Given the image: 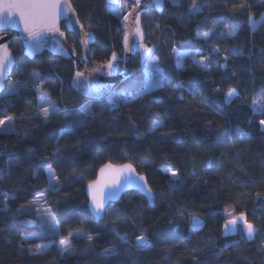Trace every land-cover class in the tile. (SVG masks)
<instances>
[{
    "label": "trees",
    "instance_id": "16d2710c",
    "mask_svg": "<svg viewBox=\"0 0 264 264\" xmlns=\"http://www.w3.org/2000/svg\"><path fill=\"white\" fill-rule=\"evenodd\" d=\"M70 2L84 30L94 34L93 61L121 56L123 17L110 10L109 0ZM192 3L165 0L162 14H143L146 42L155 49L149 61L160 69L158 87L145 92L134 85L149 62L140 67L134 57V73L115 88L132 96L115 109L111 95L89 101L71 89V62L46 53L28 60L21 44L11 42L15 65L0 95V119L14 116L9 132L0 126V264H264V111L253 109V101L264 102V0H195L198 11L190 12ZM208 31L207 39L198 35ZM66 38L79 55L76 37ZM180 52L209 67L188 56L177 66ZM230 89L238 95L229 103ZM38 93L59 111L41 116ZM157 115L162 123L149 131ZM105 165H131L153 199L127 193L95 220L86 187ZM49 166L57 190L49 189ZM40 193L43 210L32 203ZM227 211L243 213L255 226L251 240L241 229L224 236ZM193 214L201 221L196 229ZM46 227L58 231L52 240L37 239ZM69 233L63 256L59 241ZM141 235L147 244L137 241ZM39 241L50 247L34 255L30 246Z\"/></svg>",
    "mask_w": 264,
    "mask_h": 264
},
{
    "label": "water",
    "instance_id": "95a60500",
    "mask_svg": "<svg viewBox=\"0 0 264 264\" xmlns=\"http://www.w3.org/2000/svg\"><path fill=\"white\" fill-rule=\"evenodd\" d=\"M3 0H0L2 3ZM63 7L67 8V12H61V15L57 21L56 28L57 31L54 33L45 32L40 40L31 41L28 38L27 33L24 31L23 24L19 21L18 16H14L12 19L16 21L15 24H9L7 26L0 27V55H2V50L7 49L11 54L10 63L7 66V71L3 77V86L0 87V95L5 91L6 84L9 82L12 71L15 65V57L11 50L9 49L12 41L17 40L22 47L23 55L28 60H34L36 57L43 55L44 53L51 55L54 58H58L64 61H69L75 68V73L77 71L83 72L85 75L81 79L84 81L83 84L76 85L75 73L71 81V89L76 92L81 98L89 101H101L107 99L120 82L127 79L134 69L133 59L137 57L139 60V66L143 67L153 56L154 46H150L146 42V33L142 27V16L146 11L153 10L157 14H162L165 8V0H159L160 6H157V0H140V4L132 8L125 16H128V20L125 21L124 17L120 21V28L123 34L122 38V55L116 54V60L112 61V56L109 61H112L114 67L109 71L106 67L107 63L98 64L90 56V48L95 43L94 34L91 32H86L79 22L77 14L70 2V0H60ZM131 13V15H129ZM139 16V28L143 32L141 37L136 33L135 29L137 25L135 24L136 16ZM64 28V30H63ZM62 34V35H61ZM72 34L76 37L79 46L80 54L69 46L67 42L66 35ZM90 34V36H89ZM127 35L128 40L125 44L124 37ZM147 46L152 48V53L149 55L144 54V47ZM124 65V69L122 67ZM86 85H90L87 87ZM106 166V165H105ZM103 166L102 168H104ZM124 166V165H123ZM131 166V165H130ZM114 169H119L122 166H114ZM100 168L96 179L100 178ZM131 173L124 172L118 176L122 187L116 191L113 197L111 192V185L104 189L105 195V207L104 212L108 205L118 203L122 196L127 193H138L147 200L153 199V192L151 190L152 198L150 199L146 189H150L147 184V180L144 176L139 175L136 170ZM208 168V167H207ZM112 173L108 178L111 179L115 176ZM131 177L128 179L127 177ZM143 178L140 180L139 178ZM89 186V185H88ZM86 187V197L88 202V211L95 220L96 218L91 210V195L89 187ZM103 216V215H102Z\"/></svg>",
    "mask_w": 264,
    "mask_h": 264
},
{
    "label": "snow or ice",
    "instance_id": "6c2138e0",
    "mask_svg": "<svg viewBox=\"0 0 264 264\" xmlns=\"http://www.w3.org/2000/svg\"><path fill=\"white\" fill-rule=\"evenodd\" d=\"M140 4V0H136V6ZM157 6H160L159 0H157ZM247 5L241 4L239 5L240 8H244ZM67 12V8L63 7L60 3V0H3L2 3H0V27L7 26L9 24H15L16 21H14L12 18L14 16L19 17V21L24 26V31L27 33L29 40L35 41L40 40L43 37V33L45 32H51L54 33L57 31L56 24L57 21L61 15V12ZM190 12L198 11L197 4L195 3V0H193V3L191 5V8L189 9ZM131 15V13H129ZM124 20H128V16L124 17ZM139 16L137 15L135 18V24L137 25L135 31L138 33L141 37L143 36V32L139 28ZM255 28V24L253 25ZM211 31L204 32L202 34L198 33L199 36H202L204 39H207L211 35ZM62 35V34H61ZM90 36V34H89ZM128 37L127 35L124 37L125 44H127ZM152 48H149L147 46L144 47V54L147 56L150 53H152ZM175 51V49H173ZM216 52H219V49H215ZM2 55H0V87L3 86V77L7 71V66L10 63L11 54L7 51V49L2 50ZM187 53L178 54L176 64L177 66H180L182 63V55H186ZM235 55H243V53L237 51L235 52ZM157 59H159L157 57ZM227 57H225V60ZM116 60V54L113 53L112 55V61ZM112 61H109L106 65L107 69L111 71L114 67ZM202 68L206 69L209 67L208 64L201 62ZM225 67H227V64H225ZM157 72L160 71V69H156ZM84 73L77 71L75 73V81L74 83L76 85L83 84L84 81L81 79L84 77ZM33 76L35 78L39 77L38 72H34ZM159 83V81H157ZM87 87H90V85H86ZM238 93L235 89H230L226 96H227V102H231V98L234 96H237ZM40 100L42 102L47 101L48 106L41 107V112L45 119H47L50 115L54 114L55 112H58L59 109L56 107V105L50 101H48V97L44 93H40ZM120 101V99H114L113 105H117ZM253 109L254 110H260L264 111V105L259 104L256 101H253ZM81 110L83 111L84 108L81 106ZM14 119V116H7L5 119H0V126H5V121H12ZM161 120L159 119V116L157 115L156 122L153 124V129H149V131H153L159 124H161ZM261 125H264V120L260 121ZM264 130V129H262ZM243 134V133H241ZM205 167L211 166V160L204 162ZM134 171L130 165H124L119 169H114L112 165H106L104 168L100 170V178L96 181H92L89 183V191L91 195V210L96 218L102 217L104 214V207H105V195H104V189L108 188L109 185H111L112 189V196L114 197L116 194V191H118L122 185L120 183V180L118 179V176L120 174H123L124 172L131 173ZM164 171L169 172L170 175L175 178L178 176V172L176 170L171 169H165ZM50 181H49V189L50 190H57L55 181L58 180V178L55 176V170L49 166L48 168ZM115 173V176H112L111 179L108 177ZM130 179L131 177H127ZM140 180H143V178H139ZM147 194L149 198H152L151 189H146ZM44 193H40V196L43 197ZM4 199H9V196L7 194H4ZM32 203H36L34 200ZM183 213L181 212V215ZM228 219L224 223V229L226 234L230 232L236 231V225L238 221H243L244 230L246 231L247 237L251 239L253 235L256 233L257 229L255 226L248 222V220L244 217V214L241 213L240 215H234L232 212H228ZM192 221V227L195 228L198 225L201 224V221L198 216L195 214L191 217ZM77 235H81V233H77ZM72 238V233H69L68 238L61 239L59 241L60 246L62 248V252H69L70 249V241ZM87 239L91 240L92 236L88 235L86 237ZM24 239H28L25 237ZM137 241L140 244H143L146 241V237L141 235L137 237ZM23 244L19 245V247L23 248ZM50 247L48 244H36L34 246H30V250L32 254H42L44 251L47 250V248ZM112 249H105V252L111 251ZM85 251H91V249H86Z\"/></svg>",
    "mask_w": 264,
    "mask_h": 264
},
{
    "label": "rangeland",
    "instance_id": "374dc122",
    "mask_svg": "<svg viewBox=\"0 0 264 264\" xmlns=\"http://www.w3.org/2000/svg\"><path fill=\"white\" fill-rule=\"evenodd\" d=\"M109 2L111 4V9L110 10L112 12L118 14V16H121V17H124V15H126L132 8H134L136 6V3L133 0H109ZM258 24L259 23H257V26H258ZM183 53H185V52L175 53V59L177 60L178 54H183ZM186 53H187L186 55H182V59H184L186 56H188L193 61H195L197 63V65L199 67H201V68H202L201 62L202 63H206V64L208 62L206 60L196 59L194 57V54L190 55V53H188V52H186ZM122 67L124 69V65H122ZM156 69H157V67L155 65V62L153 60L149 61L148 64H146L144 66V68L142 69V71H141L142 72V77L136 78L135 82H133V83H135L134 85L135 86L137 85V88L142 86V88H144L145 92H149V91L157 88L158 87V82H157L158 81V79H157L158 72L156 71ZM202 69H204V68H202ZM133 73H131V74H133ZM131 88L133 89V87H131ZM131 96H132L131 91H129L125 87H121V88L115 89V91H113V94H111V98L109 99L110 100L111 109H115L117 107V105H115V106L113 105V100L114 99H120V101L126 102V101H128V99ZM48 101L52 102L49 98H48ZM38 102H39V106H40V114H41V116H43V114L41 112V107H42V105L45 106V107L48 106V103H47V101L42 102L40 100V93H38ZM261 104L264 105V102L261 103ZM10 129H11V121H6L5 122V126L2 127V131L9 132ZM46 173H47L48 181H50V176H49L48 169H47ZM41 198H43V197H40L38 200H36L35 207L37 209L43 210L44 207H45V204H44V200L41 199ZM227 213H228V211L223 213V215L225 217V221L229 218ZM234 215H237V214H234ZM44 225H46V224H44ZM193 229H196V227L193 228ZM238 229H241L243 231L246 239L251 240L253 238L252 237L251 239H249L247 237L246 231L244 230L243 221H238V223L236 225V231L235 232H230V233L226 234L225 229L223 228L224 236H229V235L236 234ZM57 231H58V229L55 228V227H46V228H43V231L38 233L36 238L39 239V240L42 239V238H46V239L52 240L51 237L54 236L57 233ZM50 240H47V241H50ZM145 242L143 243V245H145ZM40 243L45 244V242H42V241H39L38 244H40ZM62 254H63V256H66L65 252H62Z\"/></svg>",
    "mask_w": 264,
    "mask_h": 264
},
{
    "label": "built area",
    "instance_id": "2783aa9c",
    "mask_svg": "<svg viewBox=\"0 0 264 264\" xmlns=\"http://www.w3.org/2000/svg\"><path fill=\"white\" fill-rule=\"evenodd\" d=\"M136 3V0H133ZM145 244H147V242H145Z\"/></svg>",
    "mask_w": 264,
    "mask_h": 264
}]
</instances>
